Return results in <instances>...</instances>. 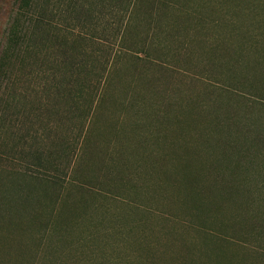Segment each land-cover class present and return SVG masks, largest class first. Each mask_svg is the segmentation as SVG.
Instances as JSON below:
<instances>
[{"label":"rangeland","instance_id":"rangeland-1","mask_svg":"<svg viewBox=\"0 0 264 264\" xmlns=\"http://www.w3.org/2000/svg\"><path fill=\"white\" fill-rule=\"evenodd\" d=\"M200 1L159 39L136 10L122 45L125 9L91 6L73 94L31 105L35 80L1 61L19 2L0 0V264H264V10Z\"/></svg>","mask_w":264,"mask_h":264},{"label":"trees","instance_id":"trees-1","mask_svg":"<svg viewBox=\"0 0 264 264\" xmlns=\"http://www.w3.org/2000/svg\"><path fill=\"white\" fill-rule=\"evenodd\" d=\"M191 0H18V10L10 24L6 37V48L4 52L10 55L3 56L1 61L9 60L14 65L18 66L19 70L26 71V75L30 80H35L32 91L28 93V97H33L30 101L33 105L34 97L42 94L46 97L39 98L36 105H41L42 102L47 103L49 100L51 104L57 105L63 99H67L69 95L73 94L68 83L64 80V67L73 57V55L80 52V41L75 35L77 28L74 24H79L82 19H93V14L90 8L93 5L105 7L106 9H125L126 19L125 25L122 28L119 37L114 32H109L108 35L118 38L121 45L126 42V32L129 27V19L136 17L137 11L155 10V13H149L146 18H150L154 24L157 32V38L160 35H165L170 27L168 20L171 15H175L177 19L188 21L190 16L177 12L174 5L181 6L184 10V5H189ZM229 3V8L233 10L234 14H238L243 10V5L239 0H222ZM248 10H264L263 0H243ZM201 4L209 7L210 14L218 15L220 8L210 6L209 0H201ZM202 6V5H201ZM169 16V18H168ZM165 23V24H164ZM159 39V38H158ZM155 50L162 52L164 46L161 42L154 43ZM206 47L203 52H206ZM115 54L111 55L114 58ZM160 55V54H159ZM162 55V53H161ZM6 57V58H5ZM160 58V56H158ZM5 58V59H4ZM209 62V57L205 56ZM0 61V62H1ZM0 64V74L4 73V66ZM100 74L94 76V95L96 89L101 85L103 88L97 93L94 102H100L104 98L105 87L109 85L116 74V68L109 63L103 69L101 64H98ZM63 69V70H62ZM50 95V96H49ZM75 99L80 96L75 94ZM94 98V97H93ZM16 100V97L13 96ZM48 104V103H47ZM39 108V106H38ZM159 109V108H158ZM162 109V108H161ZM159 109V110H161ZM37 110V109H36ZM34 117L39 118L40 113H35ZM161 116L163 112H160ZM42 117V116H41ZM4 115L0 117V127H6L4 123ZM0 128V129H1ZM23 141L24 138H21ZM5 153L2 152L1 155ZM9 171L4 170V174L8 176Z\"/></svg>","mask_w":264,"mask_h":264}]
</instances>
